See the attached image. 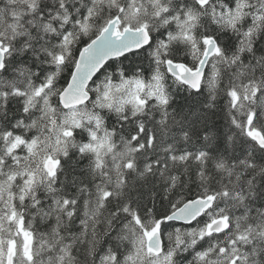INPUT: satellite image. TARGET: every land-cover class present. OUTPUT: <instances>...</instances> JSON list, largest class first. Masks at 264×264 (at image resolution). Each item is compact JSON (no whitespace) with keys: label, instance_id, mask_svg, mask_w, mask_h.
<instances>
[{"label":"snow or ice","instance_id":"snow-or-ice-1","mask_svg":"<svg viewBox=\"0 0 264 264\" xmlns=\"http://www.w3.org/2000/svg\"><path fill=\"white\" fill-rule=\"evenodd\" d=\"M0 264H264V0H0Z\"/></svg>","mask_w":264,"mask_h":264}]
</instances>
